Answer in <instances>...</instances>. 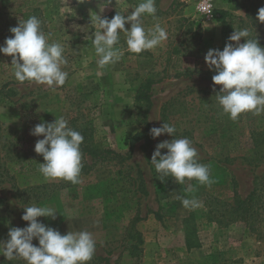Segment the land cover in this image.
Here are the masks:
<instances>
[{
    "label": "rangeland",
    "instance_id": "obj_1",
    "mask_svg": "<svg viewBox=\"0 0 264 264\" xmlns=\"http://www.w3.org/2000/svg\"><path fill=\"white\" fill-rule=\"evenodd\" d=\"M212 2V12H200L198 0H155V18L146 15L143 24L148 28L159 22L167 39L134 54L127 51L121 33L118 46L123 57L97 77V57L84 39L94 32L91 16L97 12L111 19L139 0H112L102 13L99 5L104 0H0V45L13 35L9 29L20 19L34 15L52 40L63 43L68 60V78L53 90L17 81L12 57L0 53V241L8 239L10 228L27 226L21 218L23 207L36 204L56 210L55 219H37L61 234L90 232L96 241L94 256L109 264H264V157L249 162L264 156V145L256 146L251 138L253 130L264 128V113H242L235 121L224 114L216 102L221 85H213L215 72L204 59L209 49L223 50L230 42L231 34L216 20L220 8L227 11L234 31L248 29V38L264 47V23L257 19L264 0ZM246 40L241 37L240 42ZM146 78L154 82L150 124H173L177 138L192 142L198 162L210 167L215 180L211 187L187 178L177 184L171 176L161 181L145 158L142 142L130 151V139L142 127L136 90ZM61 116L84 137L78 184L45 181L38 171L44 160L34 145L43 137L31 135L30 129ZM171 139L167 133L155 138L148 148L150 156L157 143ZM257 184L262 209L252 225L258 234L231 206L234 191L244 198ZM177 195L195 198L202 206L188 210ZM137 215L142 219L133 220ZM135 231L142 243L133 237ZM32 242L38 245L35 238ZM16 260L26 263L20 258L8 263L0 254V264Z\"/></svg>",
    "mask_w": 264,
    "mask_h": 264
},
{
    "label": "clouds",
    "instance_id": "obj_2",
    "mask_svg": "<svg viewBox=\"0 0 264 264\" xmlns=\"http://www.w3.org/2000/svg\"><path fill=\"white\" fill-rule=\"evenodd\" d=\"M78 2L83 3L84 0ZM111 2L104 0L99 5L101 13ZM130 8L132 11L129 13ZM130 8L126 6L123 13L117 11L111 19L97 12L91 16L94 32L86 34L84 39L90 41L97 57V77L103 75L107 66L123 57L124 50L118 46L121 33L127 51L134 54L152 50L167 39V31L159 22L148 28L143 24L142 17L155 18V0H139ZM257 19L264 23V7L258 9ZM126 23L130 27H125ZM80 30L84 31L83 28ZM9 31L13 35L0 45V53L12 57V72L17 81L44 84L53 90L65 84L68 78V72L64 70L68 64L65 47L60 41L52 40L50 32L45 33L38 17L33 15L26 20L20 19L18 25ZM249 36L248 29H235L223 50L209 49L204 57L209 70L215 72L213 85H221L216 102L233 121L242 113H264V47L256 38L250 39ZM241 37L247 40L241 43ZM176 131V126L167 122L149 130L153 139L164 133L172 136L171 140L157 143L153 151L150 161L160 174L158 178L163 181L171 176L177 184H184L186 178L195 179L199 184L211 187L215 180L210 176L209 165L198 162V153L192 142L187 137L177 138ZM30 134L43 137L35 143L34 151L43 156L44 162L39 163L38 171L45 181L60 179L72 184L80 183L83 167L80 146L84 137L69 126L68 120L61 116L50 123L42 121L30 129ZM162 149L167 151L162 154ZM191 190V187L187 189ZM176 198L188 210L202 206V202L195 198L180 195ZM23 208L21 218L28 222L27 226L10 228L8 239L0 241V254L7 260L20 258L26 264H88L92 260L96 241L90 232L81 230L61 234L37 219H55V209L36 204ZM34 238L38 245L33 244Z\"/></svg>",
    "mask_w": 264,
    "mask_h": 264
},
{
    "label": "trees",
    "instance_id": "obj_3",
    "mask_svg": "<svg viewBox=\"0 0 264 264\" xmlns=\"http://www.w3.org/2000/svg\"><path fill=\"white\" fill-rule=\"evenodd\" d=\"M215 13L218 14V16L216 17V20L218 22H220L221 24H223V29L227 34H232L234 32L233 27L228 24L227 22V16L228 13L225 10L219 9L216 10ZM153 80L151 78H146V80L144 81L143 84H141L137 90H136V95H135V104L138 107L139 113H140V122L139 124L142 125L141 129L136 132L132 138L130 139V151H132L134 145L137 142H142L141 146H142V150L143 153L145 155V158L150 161V154L148 153V148L152 145V143L154 142L155 139H153L150 134H149V130L152 128V125L150 124L149 120H148V113L152 108V101L150 99V90L152 88L153 85ZM251 138L253 140V142H256V146H260V145H264V128L262 129H255L251 132ZM264 151V147L263 150ZM130 153V152H129ZM264 155V154H263ZM259 158L255 159L252 158L249 160V162H254L258 159H260V157H264L262 155L258 156ZM246 159V158H245ZM248 159V158H247ZM262 185V180L260 181ZM236 186V183L234 182L233 187L234 190ZM260 188L255 185L253 187V189L250 191V193L244 197L241 198L236 191H234V199L233 202L231 203L232 206V210H234L236 217L238 219H240L241 221L245 222V224L247 226H249L250 229H253L255 231H257V234L259 233L258 229H254L252 223L253 220L259 217V213L260 210L262 209V205L261 203L258 201V195H257V191ZM142 219V217L140 216H136L133 220H140ZM137 239V243H142V238L140 237L139 232L135 231V236H133ZM189 238H187L186 240V246L188 249H191L193 247V245L189 242ZM137 244H135L134 249H136ZM102 261H106V258L101 257V256H94L92 258V260L90 262H88V264H109L107 261L105 263H102ZM213 262L216 263L217 262V258L215 257L213 259ZM8 263H12L11 261H9ZM14 264H26L23 263L20 260H16Z\"/></svg>",
    "mask_w": 264,
    "mask_h": 264
},
{
    "label": "built area",
    "instance_id": "obj_4",
    "mask_svg": "<svg viewBox=\"0 0 264 264\" xmlns=\"http://www.w3.org/2000/svg\"><path fill=\"white\" fill-rule=\"evenodd\" d=\"M213 0H198L197 8L200 12H212Z\"/></svg>",
    "mask_w": 264,
    "mask_h": 264
},
{
    "label": "crops",
    "instance_id": "obj_5",
    "mask_svg": "<svg viewBox=\"0 0 264 264\" xmlns=\"http://www.w3.org/2000/svg\"><path fill=\"white\" fill-rule=\"evenodd\" d=\"M221 9V8H220Z\"/></svg>",
    "mask_w": 264,
    "mask_h": 264
}]
</instances>
